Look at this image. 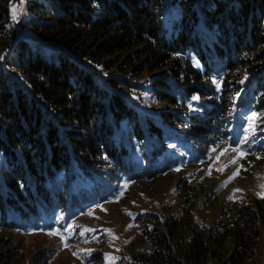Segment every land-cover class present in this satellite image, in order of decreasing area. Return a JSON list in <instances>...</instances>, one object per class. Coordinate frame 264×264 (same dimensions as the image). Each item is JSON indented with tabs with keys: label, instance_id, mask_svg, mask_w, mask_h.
I'll return each instance as SVG.
<instances>
[{
	"label": "trees",
	"instance_id": "obj_1",
	"mask_svg": "<svg viewBox=\"0 0 264 264\" xmlns=\"http://www.w3.org/2000/svg\"><path fill=\"white\" fill-rule=\"evenodd\" d=\"M16 1L0 0V232L93 202L69 190L79 179L134 178L132 136L156 154L163 128L167 146L181 127L227 139L232 116L264 128V0H26L20 27ZM134 94L164 107L162 125ZM263 214L264 199L246 198L211 228L188 211L150 215L121 264L251 263Z\"/></svg>",
	"mask_w": 264,
	"mask_h": 264
},
{
	"label": "rangeland",
	"instance_id": "obj_2",
	"mask_svg": "<svg viewBox=\"0 0 264 264\" xmlns=\"http://www.w3.org/2000/svg\"><path fill=\"white\" fill-rule=\"evenodd\" d=\"M25 3L17 0L13 7L18 27L25 16ZM148 78L144 74L138 83ZM119 92L131 97L121 89ZM132 97L131 104L140 115L162 125L157 116L165 110L162 105L151 97L141 98V94ZM199 102L198 98L191 100V111H199ZM233 118L228 120L233 122L231 135L218 142H196L186 127H181L174 130L175 142L167 146L169 129L163 128L164 143L155 141L156 154L148 153L152 139L145 137L141 144L132 136L134 148L129 156L134 178L103 184L94 178V186L83 179L70 183L72 193L82 186L87 189L85 198L94 201H83L80 195L78 209L54 211L35 226L0 232V254L17 255L15 264H92L99 260L121 264L131 250L136 251L140 226L150 215L163 218L169 212L188 211L193 222L211 228L242 199H264V128L257 132L247 116ZM139 121L143 122V117ZM120 131L125 132V127L121 126ZM240 152L245 155L241 157ZM146 158H151L149 164ZM233 160L236 162L231 163ZM237 169L239 175L229 182ZM259 229L253 262L246 264H264V214Z\"/></svg>",
	"mask_w": 264,
	"mask_h": 264
},
{
	"label": "snow or ice",
	"instance_id": "obj_3",
	"mask_svg": "<svg viewBox=\"0 0 264 264\" xmlns=\"http://www.w3.org/2000/svg\"><path fill=\"white\" fill-rule=\"evenodd\" d=\"M15 13H16V9H13V14H14V16H15ZM193 99H197V98L194 97ZM251 119L254 120V119H255V116H253ZM250 127H251V125H250ZM234 150H235V149H234ZM225 151H227V150H225ZM222 155H223V153H222ZM244 155H245V153L240 152V156H241V157H243ZM235 162H236L235 160L231 161V163H235ZM225 167H227V165H226ZM221 171H222V169H221ZM238 175H239V169H237V172H235V173L233 174V176L230 177L229 182H230L232 179H235L236 176H238ZM262 187H264V186H262ZM237 191H239V190H237ZM262 198H264V196H262ZM52 234L55 235V233H52ZM109 234H111V233H110V230H109Z\"/></svg>",
	"mask_w": 264,
	"mask_h": 264
},
{
	"label": "water",
	"instance_id": "obj_4",
	"mask_svg": "<svg viewBox=\"0 0 264 264\" xmlns=\"http://www.w3.org/2000/svg\"><path fill=\"white\" fill-rule=\"evenodd\" d=\"M18 36H20V33H18Z\"/></svg>",
	"mask_w": 264,
	"mask_h": 264
}]
</instances>
